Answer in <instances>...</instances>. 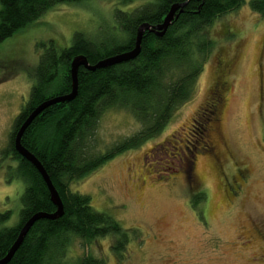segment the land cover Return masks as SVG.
Segmentation results:
<instances>
[{
  "label": "rangeland",
  "instance_id": "374dc122",
  "mask_svg": "<svg viewBox=\"0 0 264 264\" xmlns=\"http://www.w3.org/2000/svg\"><path fill=\"white\" fill-rule=\"evenodd\" d=\"M143 4H58L0 43V213L10 211L6 225L19 222L24 190L13 172L16 163L5 155L9 134L45 48L51 42L58 50L69 47L75 32L98 42L111 39L120 34L115 12L133 13ZM212 34L216 48L196 89L166 127L70 185L128 230L123 249L115 250L122 242L114 236L86 243L71 235L69 259L91 254L105 264H264V18L244 4L218 19ZM225 58L231 61L224 75L225 101L207 130L212 154L192 156L187 146L202 145L196 119L202 107L208 110L205 104ZM141 128L127 109L109 108L89 145L94 153L107 151ZM179 157L180 170L163 168ZM196 193L202 194L201 203H194Z\"/></svg>",
  "mask_w": 264,
  "mask_h": 264
},
{
  "label": "trees",
  "instance_id": "16d2710c",
  "mask_svg": "<svg viewBox=\"0 0 264 264\" xmlns=\"http://www.w3.org/2000/svg\"><path fill=\"white\" fill-rule=\"evenodd\" d=\"M85 1L1 0L0 43L36 22L58 4ZM144 1L142 8L134 9L133 13L115 12L119 35L98 42L82 32H75L69 47L58 50L51 42L32 71L29 98L14 119L6 148L9 152L5 154L12 157L16 163L13 172L24 182L20 218L17 224L9 226L6 223L10 211L0 213V259L16 240L21 225L33 214L56 210L38 170L14 149L17 130L38 105L71 91L70 65L74 56L83 54L90 64H96L103 58L128 51L135 45L140 24L160 23L172 4L187 0ZM244 4L264 18V0H190L163 36L145 32L141 53L134 60L94 71L84 67L79 69L77 96L72 101L46 108L21 139L22 145L36 155L51 178L63 201L64 214L56 220L35 222L6 264H105L103 259L91 254L69 259L71 235L86 243L114 236L122 242L115 250L123 249L128 230L122 228L111 214L96 210L88 194L75 192L70 185L116 155L155 137L166 127L176 110L192 97L205 62L216 48L217 40L212 34L215 23ZM230 37L233 36L227 39ZM223 63L205 104L208 110L202 107L196 119L202 145L187 146L192 156L207 151L212 154L214 146L208 140L207 130L218 118L221 100L225 101L224 75L231 61L225 58ZM113 107L127 109L142 128L111 149L94 153L90 139L103 113ZM174 161L176 164L171 160V163L163 164V168L170 173L180 170L181 158H174ZM203 199L201 193H196L194 203H201Z\"/></svg>",
  "mask_w": 264,
  "mask_h": 264
},
{
  "label": "water",
  "instance_id": "95a60500",
  "mask_svg": "<svg viewBox=\"0 0 264 264\" xmlns=\"http://www.w3.org/2000/svg\"><path fill=\"white\" fill-rule=\"evenodd\" d=\"M187 0L183 3H174L170 6L168 12L163 17L162 21L156 25H152L150 23L144 22L140 24L137 30L136 41L135 45L132 49L128 51H123L121 53L108 56L106 58L101 59L96 64H90L87 57L83 54L76 55L71 60V67L70 73L72 78V89L69 93L64 95H59L53 98H50L40 105H38L32 112L26 117L23 121L22 125H20L19 129L17 130L15 137H14V149L16 152L30 162L40 173L44 182L46 183L49 193H50V200L56 206V210L51 213L47 212H37L33 214L24 224L21 225V228L18 232L17 238L14 243L9 248L8 252L5 254L4 257L0 259V264L8 263L13 255L15 254L16 250L19 248L21 243L23 242L24 238L26 237L27 233L29 232L30 228L40 219H51L56 220L60 218L64 214V204L63 201L53 184L51 178L49 177L48 173L46 172L44 166L40 162V160L29 151L25 146L22 145L21 139L25 132V130L29 127V125L33 122V120L41 114L46 108L50 107L54 104L59 103H66L72 101L78 94V73L81 67H84L87 70L94 71L101 68H108L113 65L125 63L134 60L138 55L141 53L142 49V42L145 32H151L157 36H163L168 28L171 26L172 22L178 18V16L183 13L184 8L187 6Z\"/></svg>",
  "mask_w": 264,
  "mask_h": 264
}]
</instances>
